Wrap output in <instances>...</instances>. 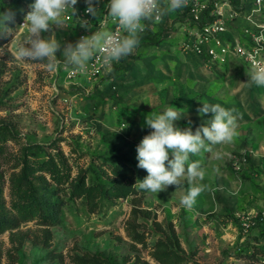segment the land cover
I'll list each match as a JSON object with an SVG mask.
<instances>
[{"label":"rangeland","instance_id":"obj_1","mask_svg":"<svg viewBox=\"0 0 264 264\" xmlns=\"http://www.w3.org/2000/svg\"><path fill=\"white\" fill-rule=\"evenodd\" d=\"M34 2L0 0L14 14L4 27L15 31ZM177 12L91 79L18 63L0 31V264H264V87L246 84L245 64L185 51ZM53 34L62 60L76 32L42 36ZM202 102L233 110L238 127L233 142L190 157L206 170L194 204L181 203L187 182L134 187L147 176L136 151L153 131L146 117L171 105L185 112L176 127L194 133L213 117L198 114Z\"/></svg>","mask_w":264,"mask_h":264},{"label":"clouds","instance_id":"obj_2","mask_svg":"<svg viewBox=\"0 0 264 264\" xmlns=\"http://www.w3.org/2000/svg\"><path fill=\"white\" fill-rule=\"evenodd\" d=\"M87 2L86 12L98 16L93 0ZM76 4L77 0H35L23 24L15 31L4 27L6 21L14 18L11 9L0 12V31L13 36L7 45L12 59L18 63L43 62L50 73H56L61 67L66 71L86 73L89 62L96 57L104 66L111 68L113 63L135 51L146 22L161 21L164 16L186 7L188 0H109L105 16L116 25V30L99 24L91 35L81 37L75 44L66 43L61 60L56 56L61 45L55 35L45 38L42 33L53 25L67 27L66 17H73ZM83 26H87L86 22ZM0 54H3V49H0ZM246 73L249 77L246 84L264 87V65H255ZM202 104L198 114L212 113L213 117L207 126L197 128L194 133L190 127L184 130L176 127L175 122L185 112L174 106L169 105L159 114L146 117L145 123L153 131L142 138L136 151L137 167L146 170L147 176L137 180L134 187L157 194L168 186L179 188L187 182L191 187L181 203L188 208L194 204L202 191L198 185L204 180L206 170L199 160L192 161L190 157L202 151L212 152L213 145L233 142L238 127L233 110L220 104ZM213 158L221 159L222 155L215 152Z\"/></svg>","mask_w":264,"mask_h":264},{"label":"built area","instance_id":"obj_3","mask_svg":"<svg viewBox=\"0 0 264 264\" xmlns=\"http://www.w3.org/2000/svg\"><path fill=\"white\" fill-rule=\"evenodd\" d=\"M238 2L236 5L233 0H188L186 7L177 10L183 49L202 58L208 66L226 65L233 60L250 69L264 65V0ZM108 3L109 0H93L98 11V16H93L86 12L87 0H77L73 17H66L67 25L76 32L73 44L81 37L91 35L99 24L116 30V25L105 16ZM164 18L156 23L146 22L147 26L162 23ZM240 18L245 21L240 22ZM85 22L87 26H83ZM107 69L110 68L96 57L89 62L86 73L69 71V75L91 79ZM241 164L242 160H235V165L240 167Z\"/></svg>","mask_w":264,"mask_h":264},{"label":"trees","instance_id":"obj_4","mask_svg":"<svg viewBox=\"0 0 264 264\" xmlns=\"http://www.w3.org/2000/svg\"><path fill=\"white\" fill-rule=\"evenodd\" d=\"M233 1H234V3H235L236 5H238V3H239L238 0H233ZM176 12H177V11H176ZM176 14H177V19H179V17H178V14H179V13L177 12ZM149 26H152V25H149ZM149 26H147V27H149Z\"/></svg>","mask_w":264,"mask_h":264}]
</instances>
